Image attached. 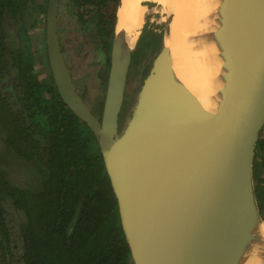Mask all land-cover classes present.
<instances>
[{
    "label": "water",
    "instance_id": "water-1",
    "mask_svg": "<svg viewBox=\"0 0 264 264\" xmlns=\"http://www.w3.org/2000/svg\"><path fill=\"white\" fill-rule=\"evenodd\" d=\"M230 13L226 87L205 108L177 77L165 44L119 123L133 49L115 32L101 114L78 91L48 0L46 50L65 105L96 138L134 264H246L263 221L254 180L264 127V0H221Z\"/></svg>",
    "mask_w": 264,
    "mask_h": 264
},
{
    "label": "trees",
    "instance_id": "trees-1",
    "mask_svg": "<svg viewBox=\"0 0 264 264\" xmlns=\"http://www.w3.org/2000/svg\"><path fill=\"white\" fill-rule=\"evenodd\" d=\"M60 2L61 12L64 0ZM67 2L80 8L90 0ZM47 5L0 0L4 144L24 163L38 164L46 176L41 189L31 192L11 186L0 171V264H134L96 138L62 101L53 78H37L30 49L12 51L8 46L18 27L25 34V18L36 23L34 17L41 13L46 21ZM101 17V33L114 37L115 17L110 29ZM93 107L100 115L102 103ZM263 148L264 140L259 139L256 154ZM254 169L255 181L264 182V165L255 163ZM259 191L257 198L262 200ZM8 201L25 219L19 228L22 246L13 241L7 224Z\"/></svg>",
    "mask_w": 264,
    "mask_h": 264
},
{
    "label": "rangeland",
    "instance_id": "rangeland-1",
    "mask_svg": "<svg viewBox=\"0 0 264 264\" xmlns=\"http://www.w3.org/2000/svg\"><path fill=\"white\" fill-rule=\"evenodd\" d=\"M48 0H38L39 5L46 6ZM123 0H90L82 7H69L67 0L62 3L59 15L60 41L63 51L67 55V63L73 72L78 91L89 104L102 103L107 87L110 68L111 48L105 43H113L114 37H106L101 33V21L107 22L106 29H110L115 17V32L117 18ZM162 4L146 0L135 5L131 10L134 30L132 67L127 86L125 102L120 114L119 123L122 125L126 116L131 112L136 96L143 80L148 75L155 56L160 52L165 42L167 31L172 26L176 16H169L161 10ZM34 20L25 18L23 28L18 27L11 40H8L10 50L30 49L34 55V69L39 80L47 79L51 82V72L46 50V21L44 14L35 15ZM106 37V38H105ZM50 98V95H46ZM259 139L264 140V127ZM5 134L0 127V171L6 176L13 187L37 192L41 189L45 179L42 168L35 163H24L13 152L7 150ZM263 156L256 154L254 165L263 164ZM255 172V169H254ZM264 180V171L261 175ZM255 180V178H254ZM256 193L262 189V200L258 204L264 221V182L255 181ZM259 188V190H258ZM7 224L11 229L12 239L22 246L19 238L20 225L25 221L24 216L15 210L10 201L4 204ZM20 253V252H19Z\"/></svg>",
    "mask_w": 264,
    "mask_h": 264
},
{
    "label": "bare ground",
    "instance_id": "bare-ground-1",
    "mask_svg": "<svg viewBox=\"0 0 264 264\" xmlns=\"http://www.w3.org/2000/svg\"><path fill=\"white\" fill-rule=\"evenodd\" d=\"M146 0H123L118 14L116 32L126 36V45L133 49L134 30L132 8ZM169 16H176L167 31L164 44L170 48L173 68L182 83L210 109L223 93L226 83L223 70L232 54L226 43L230 13L229 3L221 0H152ZM251 238L257 240L246 248L242 259L246 264H264V221L253 230Z\"/></svg>",
    "mask_w": 264,
    "mask_h": 264
},
{
    "label": "crops",
    "instance_id": "crops-1",
    "mask_svg": "<svg viewBox=\"0 0 264 264\" xmlns=\"http://www.w3.org/2000/svg\"><path fill=\"white\" fill-rule=\"evenodd\" d=\"M94 106V105H93ZM261 155L263 156V159H264V148L262 149V151H261ZM264 161V160H263ZM263 165H264V163H263Z\"/></svg>",
    "mask_w": 264,
    "mask_h": 264
},
{
    "label": "flooded vegetation",
    "instance_id": "flooded-vegetation-1",
    "mask_svg": "<svg viewBox=\"0 0 264 264\" xmlns=\"http://www.w3.org/2000/svg\"><path fill=\"white\" fill-rule=\"evenodd\" d=\"M117 20H118V18H117ZM61 42V41H60ZM102 107H103V105H102Z\"/></svg>",
    "mask_w": 264,
    "mask_h": 264
}]
</instances>
